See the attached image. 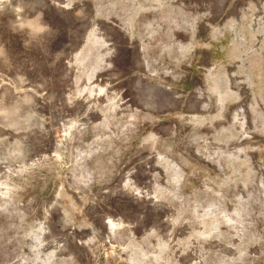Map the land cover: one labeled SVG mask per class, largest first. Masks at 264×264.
I'll return each instance as SVG.
<instances>
[{
	"label": "rangeland",
	"instance_id": "obj_1",
	"mask_svg": "<svg viewBox=\"0 0 264 264\" xmlns=\"http://www.w3.org/2000/svg\"><path fill=\"white\" fill-rule=\"evenodd\" d=\"M0 264H264V0H0Z\"/></svg>",
	"mask_w": 264,
	"mask_h": 264
}]
</instances>
